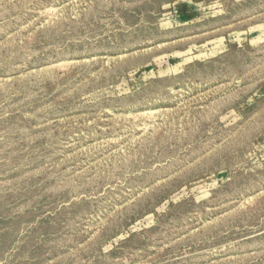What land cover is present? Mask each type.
Segmentation results:
<instances>
[{
  "label": "rangeland",
  "instance_id": "obj_1",
  "mask_svg": "<svg viewBox=\"0 0 264 264\" xmlns=\"http://www.w3.org/2000/svg\"><path fill=\"white\" fill-rule=\"evenodd\" d=\"M0 264H264V0H0Z\"/></svg>",
  "mask_w": 264,
  "mask_h": 264
}]
</instances>
